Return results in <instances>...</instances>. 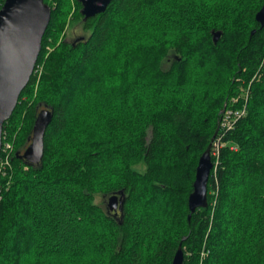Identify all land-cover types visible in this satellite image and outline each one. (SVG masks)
<instances>
[{"label":"trees","instance_id":"obj_1","mask_svg":"<svg viewBox=\"0 0 264 264\" xmlns=\"http://www.w3.org/2000/svg\"><path fill=\"white\" fill-rule=\"evenodd\" d=\"M45 1L42 51L3 130L0 264H172L180 243L185 264H264V0H112L87 20L78 0ZM75 22L85 34L70 40ZM225 104L246 106L231 129ZM43 108L33 163L21 154ZM211 142L208 206L189 219ZM121 191L118 214L96 202Z\"/></svg>","mask_w":264,"mask_h":264},{"label":"water","instance_id":"obj_2","mask_svg":"<svg viewBox=\"0 0 264 264\" xmlns=\"http://www.w3.org/2000/svg\"><path fill=\"white\" fill-rule=\"evenodd\" d=\"M84 20L104 12L112 0H78ZM52 7L45 0H5L0 8V154L3 145V130L12 116L21 93L34 73L42 51L43 38L51 22ZM258 22L264 26V4L256 14ZM253 33V32H252ZM221 31L214 32V41L221 37ZM226 108V104L221 112ZM53 111L43 108L38 112L33 126L31 142L22 157L33 163H40L44 155V138ZM214 140V139H213ZM212 142L201 155L188 198L189 219L194 211L208 206V181L214 167L211 156ZM124 192L109 197V206L114 207L120 200L123 210ZM172 264H185L182 243L174 255Z\"/></svg>","mask_w":264,"mask_h":264},{"label":"built area","instance_id":"obj_3","mask_svg":"<svg viewBox=\"0 0 264 264\" xmlns=\"http://www.w3.org/2000/svg\"><path fill=\"white\" fill-rule=\"evenodd\" d=\"M246 113V106L244 105L241 108H232L229 107L227 109H225L223 116H222V127H227L229 129H231L235 123L236 120L242 116H244ZM221 145V143H220ZM3 148V147H2ZM4 152V157L2 159H0V173L2 172V166L1 164L4 166L10 163V155H11V150H12V146L11 143L6 142L4 148L2 149Z\"/></svg>","mask_w":264,"mask_h":264},{"label":"rangeland","instance_id":"obj_4","mask_svg":"<svg viewBox=\"0 0 264 264\" xmlns=\"http://www.w3.org/2000/svg\"><path fill=\"white\" fill-rule=\"evenodd\" d=\"M52 9H53V7H52ZM82 34H85V31H84L82 25L79 22H75V23L71 24L69 26L68 30H67V33H66L67 38L70 39V40H74L76 37H78V36H80ZM239 100H240V96H233L232 99H231L232 105L235 104V103H238ZM227 108H229V107H227ZM232 108H237V107H232ZM245 115H246V113H245ZM221 145H223V143H221ZM11 152H12V150H11ZM7 165H9V164H7ZM1 166L4 169V164L3 165L1 164ZM96 202H98L99 204H103L105 207H109V196L106 197V199H103L101 195H98L96 197ZM118 205H119V200L117 201V206Z\"/></svg>","mask_w":264,"mask_h":264},{"label":"flooded vegetation","instance_id":"obj_5","mask_svg":"<svg viewBox=\"0 0 264 264\" xmlns=\"http://www.w3.org/2000/svg\"><path fill=\"white\" fill-rule=\"evenodd\" d=\"M120 202H121V201L119 200V205H118V206H117V202H116V204L114 205V207L109 206L111 212H113V213H115V214H118V213H119L118 211H120V210H119V208H120Z\"/></svg>","mask_w":264,"mask_h":264}]
</instances>
